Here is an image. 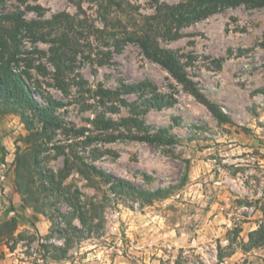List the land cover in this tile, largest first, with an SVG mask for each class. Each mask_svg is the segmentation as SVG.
Returning <instances> with one entry per match:
<instances>
[{
	"label": "rangeland",
	"instance_id": "374dc122",
	"mask_svg": "<svg viewBox=\"0 0 264 264\" xmlns=\"http://www.w3.org/2000/svg\"><path fill=\"white\" fill-rule=\"evenodd\" d=\"M157 1L0 0V14L37 23L1 24L0 66L63 104L45 129L0 91V264H264V8L218 9L158 40L220 123L135 40L157 4L186 0ZM139 83L155 91L102 103L101 90ZM104 117L119 127L102 130ZM164 130L174 144L138 139ZM95 169L174 190L144 204Z\"/></svg>",
	"mask_w": 264,
	"mask_h": 264
},
{
	"label": "trees",
	"instance_id": "16d2710c",
	"mask_svg": "<svg viewBox=\"0 0 264 264\" xmlns=\"http://www.w3.org/2000/svg\"><path fill=\"white\" fill-rule=\"evenodd\" d=\"M154 1L158 3L157 0ZM241 5H247L250 8H264V0H186L172 6L167 4H157L155 8L156 15L152 16L147 21L150 24L148 26L149 32L147 34H139L138 38H135V40L142 47L144 54L152 61L163 66L169 72L172 78L177 83H179L186 92L190 93L201 103L207 106V108L220 123L228 122L227 117L219 113L215 106L208 104V102L205 100L204 94L196 87L195 81H193V79L189 76L188 72L186 71V66L180 61V58L177 57L173 52L161 48L158 44V40L160 37L177 39L180 37L179 31L184 26L208 17L214 13L215 10L235 8ZM9 21L15 22L18 28H25L31 33H34L33 28L37 24H29L25 21H20L19 18L9 14H0V30L2 28L1 24ZM159 21H162L161 23L164 25L161 26ZM12 40L13 42L17 43V36L13 37ZM4 59L5 58L3 57L2 64L0 66V91L7 94L8 104H10L11 107L16 108V113L22 108L27 109L33 115L32 118L38 119L39 123H41L45 129L49 127L59 128V119L55 115V111L56 109L62 107L63 104L51 100L49 101V105H43L40 103L39 100H37L33 94H31L30 89L24 80L7 66V62H5ZM53 59H55V61L58 59L60 62L57 70L58 74H64V64H61V57H59L58 54H55ZM14 91L20 94V96L16 97V93H14ZM149 91H155V89L149 83L122 84L115 90H101L99 95L101 97L102 103L106 105L107 102H110L115 98H119L122 95L138 93L141 95H146ZM168 103L170 102L167 100L163 102V97L161 96H148V98L143 101V105H146L148 108L155 105L161 106ZM0 106H2L1 100ZM26 115V112H24L23 120H26ZM131 121L136 120L134 118L125 119L123 121V125L128 126ZM98 125L104 131L115 130L119 127L117 123L105 117L98 121ZM138 139L155 145L174 144V139L169 136L165 130L156 135H145L138 137ZM94 172L105 182H109L115 186L119 191H132L142 199L144 204H152L155 199L168 198L171 195V191L174 190V188L171 187L169 189L158 188L154 191H149L145 188L136 186L125 179L114 177L104 170L95 169ZM19 186L24 187L20 182H17V187L19 188ZM12 222H15V220ZM259 226L260 228H264L262 224Z\"/></svg>",
	"mask_w": 264,
	"mask_h": 264
}]
</instances>
